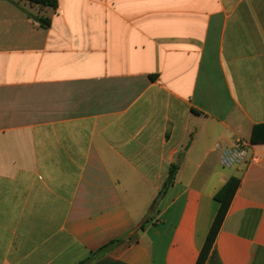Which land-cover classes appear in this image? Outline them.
<instances>
[{
	"label": "crops",
	"instance_id": "1",
	"mask_svg": "<svg viewBox=\"0 0 264 264\" xmlns=\"http://www.w3.org/2000/svg\"><path fill=\"white\" fill-rule=\"evenodd\" d=\"M12 5L0 8V264H196L231 177L206 264H264V143L251 142L264 0ZM238 138L247 162L222 167Z\"/></svg>",
	"mask_w": 264,
	"mask_h": 264
},
{
	"label": "trees",
	"instance_id": "2",
	"mask_svg": "<svg viewBox=\"0 0 264 264\" xmlns=\"http://www.w3.org/2000/svg\"><path fill=\"white\" fill-rule=\"evenodd\" d=\"M31 4H37L42 7L56 8L57 0H25ZM41 25L43 27H48L50 25L49 18H39ZM251 142L253 144L264 143V123L254 126L251 136ZM177 172V166H172L170 174L166 179L163 192L174 182L175 175ZM240 179L237 177H231L223 185V187L216 193L215 199L219 202L220 206L218 212L214 218L213 224L209 230L203 248L199 254L196 264H206L207 258L211 252V249L216 241L219 231L223 225V222L228 214L231 202L235 196L236 191L240 186Z\"/></svg>",
	"mask_w": 264,
	"mask_h": 264
},
{
	"label": "built area",
	"instance_id": "3",
	"mask_svg": "<svg viewBox=\"0 0 264 264\" xmlns=\"http://www.w3.org/2000/svg\"><path fill=\"white\" fill-rule=\"evenodd\" d=\"M252 146L250 141L244 139H236L229 147L220 151L219 161L222 167L232 168L240 166L247 162L249 151Z\"/></svg>",
	"mask_w": 264,
	"mask_h": 264
},
{
	"label": "rangeland",
	"instance_id": "4",
	"mask_svg": "<svg viewBox=\"0 0 264 264\" xmlns=\"http://www.w3.org/2000/svg\"><path fill=\"white\" fill-rule=\"evenodd\" d=\"M12 0H0V8H8V7H12ZM26 9L32 11L35 14H38V11L35 9H30L29 5L26 6ZM236 167V166H234Z\"/></svg>",
	"mask_w": 264,
	"mask_h": 264
}]
</instances>
